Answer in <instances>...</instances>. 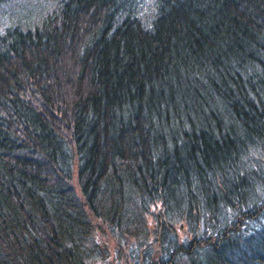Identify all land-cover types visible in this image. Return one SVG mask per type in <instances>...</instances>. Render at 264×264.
Returning a JSON list of instances; mask_svg holds the SVG:
<instances>
[{
	"label": "trees",
	"instance_id": "16d2710c",
	"mask_svg": "<svg viewBox=\"0 0 264 264\" xmlns=\"http://www.w3.org/2000/svg\"><path fill=\"white\" fill-rule=\"evenodd\" d=\"M0 264H264V0H0Z\"/></svg>",
	"mask_w": 264,
	"mask_h": 264
},
{
	"label": "rangeland",
	"instance_id": "374dc122",
	"mask_svg": "<svg viewBox=\"0 0 264 264\" xmlns=\"http://www.w3.org/2000/svg\"><path fill=\"white\" fill-rule=\"evenodd\" d=\"M114 240L112 239V244H113Z\"/></svg>",
	"mask_w": 264,
	"mask_h": 264
}]
</instances>
